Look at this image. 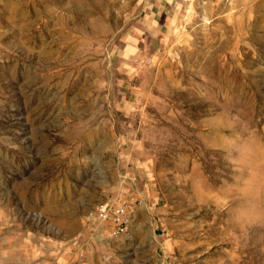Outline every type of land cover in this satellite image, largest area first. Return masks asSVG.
Wrapping results in <instances>:
<instances>
[{"label":"rangeland","instance_id":"374dc122","mask_svg":"<svg viewBox=\"0 0 264 264\" xmlns=\"http://www.w3.org/2000/svg\"><path fill=\"white\" fill-rule=\"evenodd\" d=\"M0 264H264V0H0Z\"/></svg>","mask_w":264,"mask_h":264},{"label":"built area","instance_id":"2783aa9c","mask_svg":"<svg viewBox=\"0 0 264 264\" xmlns=\"http://www.w3.org/2000/svg\"><path fill=\"white\" fill-rule=\"evenodd\" d=\"M132 208L129 202H109L95 209L94 213L103 225L107 239H114L127 232Z\"/></svg>","mask_w":264,"mask_h":264}]
</instances>
